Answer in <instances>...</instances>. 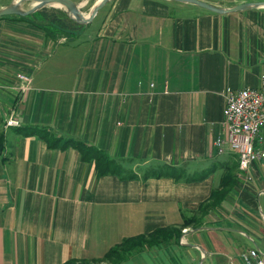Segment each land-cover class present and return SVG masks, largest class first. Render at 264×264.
Wrapping results in <instances>:
<instances>
[{"label": "crops", "instance_id": "0c3cea01", "mask_svg": "<svg viewBox=\"0 0 264 264\" xmlns=\"http://www.w3.org/2000/svg\"><path fill=\"white\" fill-rule=\"evenodd\" d=\"M93 22L75 42L0 17V264L92 259L168 227L180 236L119 264H245L244 252L264 251V171L254 165L244 183L237 156L215 143L227 91L260 84L264 4L109 0ZM12 113L20 126H6ZM99 151L127 177L99 174ZM159 163L180 176L144 177Z\"/></svg>", "mask_w": 264, "mask_h": 264}, {"label": "built area", "instance_id": "2783aa9c", "mask_svg": "<svg viewBox=\"0 0 264 264\" xmlns=\"http://www.w3.org/2000/svg\"><path fill=\"white\" fill-rule=\"evenodd\" d=\"M23 80L17 85L20 90L31 88V76L18 74ZM224 131L216 138L219 153H234L238 158L239 175L247 180L252 177L248 170L252 165L264 159V72L257 87L229 89L223 110ZM19 119L12 113L7 117V127L20 126ZM245 264H264V251L253 247L242 254Z\"/></svg>", "mask_w": 264, "mask_h": 264}, {"label": "trees", "instance_id": "16d2710c", "mask_svg": "<svg viewBox=\"0 0 264 264\" xmlns=\"http://www.w3.org/2000/svg\"><path fill=\"white\" fill-rule=\"evenodd\" d=\"M11 16V15H9ZM18 17L20 20L30 21L31 23L37 25L38 27L42 28L48 36H52L51 31L48 30L45 26L38 23L37 21H34L30 15L23 16V15H14ZM61 23H64L61 21ZM54 37V36H52ZM42 132V130H41ZM43 133H46L47 131H43ZM54 144V143H52ZM51 144V145H52ZM82 144V143H80ZM81 146V145H78ZM3 147L0 148V154ZM97 168L99 174H106L109 172L118 173L122 177H127L124 174V167L122 163H120L118 160L109 157L106 153L99 151L98 152V160H97ZM165 169V170H164ZM181 169L176 166H170L168 164H157L156 166H150L147 167L144 171V177H151V176H161L164 174H171L175 176H180ZM227 191V187H224V189H216L213 191L211 198L206 203L202 204L200 209L206 210L210 207L214 206L218 201L219 197L223 195ZM200 224V221L197 217H193L192 219H184L182 222V226H187L188 224ZM181 229L180 228H159L148 235H141V236H135V237H129L127 239H124L121 243L118 245L111 247L107 252L104 253L101 257H94L92 258V261H90L88 258H72L67 261H65L62 264H94L101 263V262H108L110 264H119L126 260L128 256L131 255L132 251L135 249H140L144 247H152L154 245L160 244L163 241L170 240L174 236H180Z\"/></svg>", "mask_w": 264, "mask_h": 264}, {"label": "rangeland", "instance_id": "374dc122", "mask_svg": "<svg viewBox=\"0 0 264 264\" xmlns=\"http://www.w3.org/2000/svg\"><path fill=\"white\" fill-rule=\"evenodd\" d=\"M96 1L97 0H91L90 2L88 1L86 2V4L81 6V10L84 12L85 15L90 14L92 8L96 4ZM32 5H33L32 1L24 2L22 4V8L28 9ZM30 16L34 21H37L38 23L45 26L48 30H50L51 34H53L52 36H54V37L51 36V38L55 40L62 39L64 41H75V42L80 41L81 39H83L84 36H87L86 32H88V29H91L94 24L93 20L88 23H83L73 19L64 6L57 4L47 5L42 9L30 14ZM61 21H63L64 23H61ZM21 73H25V72H21ZM254 165H256L259 169L264 171V160L261 162H255L250 168L251 172H253ZM237 177L239 176L237 175ZM240 178L244 183L247 180V179L245 180L243 177ZM262 181H264V175ZM89 260L92 261V259ZM94 264H100V263L94 262Z\"/></svg>", "mask_w": 264, "mask_h": 264}, {"label": "water", "instance_id": "95a60500", "mask_svg": "<svg viewBox=\"0 0 264 264\" xmlns=\"http://www.w3.org/2000/svg\"><path fill=\"white\" fill-rule=\"evenodd\" d=\"M32 1L33 5L28 9H23L22 4L24 2ZM109 0H100L91 10L89 15H85L84 12L81 10V3H77L74 0H16L9 5L0 9V17L9 16V15H23L27 16L30 15L47 5H61L66 8V10L70 13L71 17L79 22L88 23L93 20L97 12L108 2ZM178 1H186L197 4L204 8H207L212 11L216 12H228V11H235L246 9L249 7L258 6L264 4V1L259 2H246L242 4H238L231 8H222L215 6L209 2L204 0H178Z\"/></svg>", "mask_w": 264, "mask_h": 264}, {"label": "bare ground", "instance_id": "6f19581e", "mask_svg": "<svg viewBox=\"0 0 264 264\" xmlns=\"http://www.w3.org/2000/svg\"><path fill=\"white\" fill-rule=\"evenodd\" d=\"M100 1V0H99Z\"/></svg>", "mask_w": 264, "mask_h": 264}]
</instances>
